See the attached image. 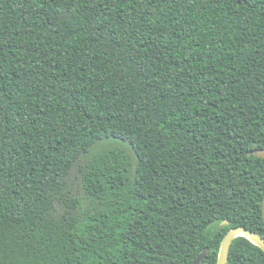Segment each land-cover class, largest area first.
<instances>
[{"label":"trees","instance_id":"16d2710c","mask_svg":"<svg viewBox=\"0 0 264 264\" xmlns=\"http://www.w3.org/2000/svg\"><path fill=\"white\" fill-rule=\"evenodd\" d=\"M258 148L264 0H0V264H215Z\"/></svg>","mask_w":264,"mask_h":264},{"label":"water","instance_id":"95a60500","mask_svg":"<svg viewBox=\"0 0 264 264\" xmlns=\"http://www.w3.org/2000/svg\"><path fill=\"white\" fill-rule=\"evenodd\" d=\"M252 153H255L258 157L264 158V148H258L253 151H248L247 154L251 155ZM262 217L264 220V197L262 200ZM228 223L229 221L224 220L221 224H228ZM239 235L245 236L252 243L256 244L258 247H260L264 251V237L263 236H261L260 234L254 231L249 230L248 228L242 225H237L229 229L227 233L224 235V237L222 238L215 264H226L228 260L230 245L233 239ZM207 253H208V250L203 249L202 252H200L197 255V257L194 259L193 264H200L201 260L204 259Z\"/></svg>","mask_w":264,"mask_h":264},{"label":"rangeland","instance_id":"374dc122","mask_svg":"<svg viewBox=\"0 0 264 264\" xmlns=\"http://www.w3.org/2000/svg\"><path fill=\"white\" fill-rule=\"evenodd\" d=\"M101 145H103V143L98 144L97 147H99V146H101ZM126 149H127L130 153H132V148H130V147L127 146ZM74 175H75V173H73L72 176H71V177H72L73 186H74L76 189L81 190V189H80V186H79V184H78V178H75Z\"/></svg>","mask_w":264,"mask_h":264}]
</instances>
